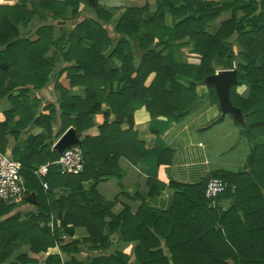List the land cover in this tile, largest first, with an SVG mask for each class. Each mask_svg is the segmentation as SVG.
Masks as SVG:
<instances>
[{"label": "trees", "instance_id": "obj_1", "mask_svg": "<svg viewBox=\"0 0 264 264\" xmlns=\"http://www.w3.org/2000/svg\"><path fill=\"white\" fill-rule=\"evenodd\" d=\"M29 1L28 10L25 1L10 5L0 0V101L10 100L9 115L16 118L19 133L33 124L43 128L27 137L22 156L17 144L11 151L23 164L27 195L20 204L0 201V264L23 246L28 252L10 264H36L38 255L50 247L72 253L81 243L99 240L102 250L109 253L87 264H264V0H157L149 19L141 17L146 6L126 8L115 20L108 9L90 5L88 0ZM69 8L71 17L67 18ZM225 10L231 11L230 19L211 32L210 24ZM44 12L55 21H68L58 25L59 34L54 36L53 26L43 23L27 37L21 35L19 24ZM83 13H93L95 18L83 17ZM166 14L171 16L170 24ZM105 23L113 25V35ZM233 34L239 51L230 41ZM52 46L54 54L49 56ZM183 46L192 47L199 63L183 60ZM237 56L243 63L234 64ZM61 61L73 64L53 69ZM216 67L236 71L229 100L240 111L237 118L232 117L250 145L244 168L235 174H215L228 187L214 206L204 195L207 178L192 185L172 182L175 199L168 211L142 202L135 213L128 206L117 215L110 213L97 184L116 173L119 176L120 156L135 162L147 154L142 144L136 156L123 151L128 147L119 149L130 145L131 136L136 137L134 111L144 106L151 117L180 121L196 107L199 84L207 85L209 102L219 104L214 85L206 82L216 74ZM63 71L65 77H61ZM152 72L154 79L145 86ZM52 81L57 102L47 101L41 109L39 99H30L28 86L39 91ZM75 85L84 86V99L70 94ZM239 85L248 87L246 97L236 91ZM40 109L48 113H38ZM98 113L104 122L99 135L92 137L86 131ZM111 113L114 120L110 122ZM57 121L60 127L54 133L52 124ZM122 124L127 129L122 130ZM70 126L81 138L78 146L84 166L78 174L60 173L56 162L61 152L50 149V141ZM15 131L8 118L0 123L2 152L6 151V133L16 137ZM41 164H48L43 177L33 173ZM89 180L93 185L86 190L83 183ZM222 196L232 198L226 210L217 203ZM27 206L33 210L27 211ZM56 215L61 217L60 227L49 225ZM76 227L86 228L88 236L64 241ZM113 234L119 242H133L131 251L111 248ZM44 264L84 262L73 256L64 262L59 256H49Z\"/></svg>", "mask_w": 264, "mask_h": 264}, {"label": "crops", "instance_id": "obj_2", "mask_svg": "<svg viewBox=\"0 0 264 264\" xmlns=\"http://www.w3.org/2000/svg\"><path fill=\"white\" fill-rule=\"evenodd\" d=\"M6 4H21L25 1L27 9H31V3L29 0H2ZM157 0H98L96 3L102 8L105 7L112 14V20L118 18V16L124 12L126 8L137 7L143 8L147 6L146 10L141 12L142 19H149L152 17L156 10ZM91 5V4H90ZM96 5V4H95ZM71 9H68L67 18L71 17ZM83 17L95 18L93 13H83ZM231 17V11H222L219 17L210 24V31L215 32L220 24ZM25 24H19L21 35L27 37L30 33H34L37 26L43 23L53 26L52 34L57 36L59 34L58 25H65L68 21H55L48 14L36 13L32 18H26ZM102 23V18L100 19ZM167 24L171 23V16L166 14ZM106 28L113 35V25L104 24ZM237 35L233 34L230 41H234ZM187 41L185 38L182 42ZM237 50L240 47L236 44ZM182 52L183 60L189 64L199 63V56L192 52L191 46H183L180 48ZM54 54V47L52 46L48 52L51 56ZM237 63H243L240 57H236L234 61ZM73 63L58 62L53 69H66ZM118 65L120 62L118 61ZM229 69V68H228ZM234 69V68H232ZM223 69L216 67V73ZM66 72L63 71L61 77H65ZM134 74H132V77ZM155 73L149 74L144 82L145 86H149L154 79ZM30 99H39L41 101L40 108L48 101L51 103L57 102L58 92L54 89V81L51 82L47 88L42 90H34L31 86H28ZM236 91L242 96L248 95V87L245 85H239ZM207 85L199 84L196 86V94L200 97L197 101L196 107L180 121L173 120L167 116L151 117L149 112L144 106L137 108L134 111V127L136 137L131 136L130 145L119 148L121 151L132 153L137 155L136 149L140 148L139 144L143 145L147 154L142 155L135 162L131 161L125 155L120 156L117 160L119 167V176L117 173L115 176L107 179L104 182L97 184L96 189L98 193L104 198V204L107 206L110 213L117 215L123 209L124 206L130 207L132 213L137 212L142 202L148 205L161 209L170 210L174 204L175 190L171 183L182 184H197L207 179L211 175L220 174L222 172L235 174L240 169L244 168L247 156L250 153V145L246 137L240 134V128L236 125L234 118L231 114H223L219 104H212L206 97ZM18 91H14L13 94L17 95ZM70 94L78 96L82 99L86 97L84 92V86L75 85L70 90ZM11 103L9 99H2L0 101V123L9 119V127L16 129V137L7 132L5 138L7 140L6 153L11 155L13 147L17 144L20 148V156L24 153V142L30 135H37L43 132V128L35 124L23 129L19 133L16 127V118L9 115L11 110ZM44 114L48 113V110H41ZM107 105H102V110L105 111ZM59 113V112H58ZM9 115V116H8ZM38 116V115H37ZM94 124L86 131V133L92 137L99 135V126L104 122V116L98 113L93 118ZM110 122L114 120V114H109ZM60 127L59 121L52 124L53 132L56 133ZM127 124H122V130L127 129ZM67 130H74L73 126L68 127ZM14 133V132H13ZM14 133V134H15ZM76 135V133H75ZM57 139L50 141V149L55 147ZM78 141L81 138H78ZM138 143V144H137ZM12 156V155H11ZM93 185V181L89 180L83 183L84 189H89ZM153 186V193L150 192ZM162 190H160V187ZM56 194H60L59 190H55ZM217 203L220 205L219 209L226 210L232 204V198L228 196H222L218 199ZM33 210V206H27V211ZM25 217V215H23ZM106 221L110 220V217H105ZM57 227L61 225V217L55 216V219H51L50 226ZM233 227V224H227ZM234 228V227H233ZM88 233L84 227H76L73 234L68 235L66 240L71 241L79 238L87 237ZM65 243V242H63ZM133 242H119L117 235L113 234L110 239L111 248H115L117 251L129 252L132 249ZM81 247L78 251L68 253L60 249V246H54L48 248L47 252L40 253L38 255V262L36 264H44V261L49 256H59L61 260L67 261L71 256L75 257L79 261H83L87 264L88 260L94 257L107 256L109 251L102 250V243L99 242H84L81 243ZM28 252V247L23 246L20 249L14 251L13 255L4 264H10L15 261V258L21 253ZM133 261V258L131 259Z\"/></svg>", "mask_w": 264, "mask_h": 264}, {"label": "built area", "instance_id": "obj_3", "mask_svg": "<svg viewBox=\"0 0 264 264\" xmlns=\"http://www.w3.org/2000/svg\"><path fill=\"white\" fill-rule=\"evenodd\" d=\"M56 163L59 165V171L62 174H78L82 172L84 160L81 148L78 144L66 147L61 152ZM23 169L22 162L0 150V201L20 204L26 198L25 180L22 175ZM47 170L48 164H41L33 170V173L43 177L47 173ZM42 184L47 188L45 182ZM227 187L228 183L223 178L219 176L208 177L204 195L210 201V205H215L218 196L222 194ZM61 238L64 239L66 236L62 235Z\"/></svg>", "mask_w": 264, "mask_h": 264}, {"label": "water", "instance_id": "obj_4", "mask_svg": "<svg viewBox=\"0 0 264 264\" xmlns=\"http://www.w3.org/2000/svg\"><path fill=\"white\" fill-rule=\"evenodd\" d=\"M98 0H88L92 5H95ZM206 82L213 84L218 100L219 106L223 114L228 113L237 118L240 114L239 109L232 106L229 100V86L236 82V71L235 69H223L218 71L216 74L209 76ZM78 139L73 130L65 131L62 136L57 140L55 147L59 152H62L68 146L78 144ZM32 202L33 198H29Z\"/></svg>", "mask_w": 264, "mask_h": 264}, {"label": "rangeland", "instance_id": "obj_5", "mask_svg": "<svg viewBox=\"0 0 264 264\" xmlns=\"http://www.w3.org/2000/svg\"><path fill=\"white\" fill-rule=\"evenodd\" d=\"M211 176H215V175H211Z\"/></svg>", "mask_w": 264, "mask_h": 264}]
</instances>
